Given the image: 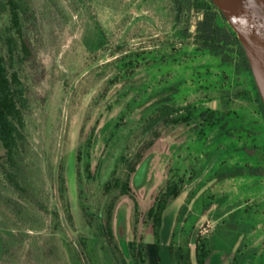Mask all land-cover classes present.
<instances>
[{"label":"rangeland","instance_id":"374dc122","mask_svg":"<svg viewBox=\"0 0 264 264\" xmlns=\"http://www.w3.org/2000/svg\"><path fill=\"white\" fill-rule=\"evenodd\" d=\"M56 1L64 20L70 22L55 28L51 41L35 49L36 67L26 69L30 87L27 130L31 144L39 154L50 157L56 173L62 162L67 169L75 228L64 223L63 236L74 244L79 235L91 236L82 220L79 192L98 196L103 191L120 157H132L137 151L135 136L161 103L231 108L249 116L255 115L252 112L258 105L240 98L241 90L250 89L243 72L237 85L235 73L229 71L231 93H221L220 61L211 55L198 56L188 42L187 55L178 63L162 64L161 52L151 55L157 63L134 75L131 90L128 79L119 82L112 66L104 68V64L119 60L123 52L119 48L125 46L149 51L175 41L169 20L155 14L150 1L106 0L99 5L86 0L88 7L83 10L68 0ZM118 1L124 2L120 11ZM90 11L97 17L90 19ZM193 18L195 24L199 17ZM104 37L108 40L105 48L99 45ZM208 85L211 90L207 92ZM198 132L185 125L165 128L131 175L134 197H119L113 225L127 264H197V239L207 247L205 264H264V173L257 171L264 160L255 148L243 151L245 143L238 145L229 130L209 129L201 139ZM252 146L264 147V128ZM79 150L81 163L77 161ZM44 171L47 174L45 166ZM169 180H183V189L164 214L159 259L154 249L156 218L149 212ZM1 187L4 177L0 172ZM55 205L63 214L59 200ZM92 263L104 264L94 256Z\"/></svg>","mask_w":264,"mask_h":264},{"label":"trees","instance_id":"16d2710c","mask_svg":"<svg viewBox=\"0 0 264 264\" xmlns=\"http://www.w3.org/2000/svg\"><path fill=\"white\" fill-rule=\"evenodd\" d=\"M68 1L75 4L77 10L88 7L86 0ZM94 1L101 5L106 0ZM149 1L155 14L169 20L167 24L171 26L176 40L163 43V49L157 50H132L127 46L119 48L123 50L121 58L104 64V68L112 66L115 79L119 82L128 79L132 90L135 86L134 75L142 68L157 63L151 55L161 52L162 64H167V61L178 63L187 55L184 47L188 42L194 46L193 51L198 56L211 55L220 61L224 82L219 90L224 95H229L232 89L228 83L229 71L235 73L234 80L237 81L239 73L247 75L250 89L246 92V89L241 90L240 98L258 105V109L252 112L255 115L249 116L231 108H202L192 103L182 107L175 106L172 101L161 103L144 120L136 134L137 151L132 157H120L119 165L103 191L98 196H85L82 191L79 192L82 220L91 236L79 235V243L70 244L63 236L67 231L64 223L71 230L75 228L71 200L68 198V172L62 162L56 173L50 157L46 153L45 156L39 154L40 150L31 144L27 130L30 87L26 71L28 67H36L35 49L42 43L47 45L53 38L55 28L62 29L70 20H64L56 0H0V145L3 150L0 172L4 177V187L0 188V264H85L78 244L85 249L91 264L93 256L98 263L103 259L104 264H127L115 240L114 210L119 197H134L131 175L137 171L146 151L167 127L185 125L199 129V139L205 137L209 129L229 130L238 145L245 143L243 151L252 152L255 148L259 158L264 160V147L252 146L264 128V104L237 34L219 8L212 0H144L145 3ZM118 2L120 11L124 2ZM88 16L90 19L97 17L92 15V11ZM195 16L199 18L194 24ZM107 43L105 38L99 45L105 48ZM189 57L194 59L197 56ZM205 89L208 92L211 87L208 85ZM226 100L225 103L229 104L230 101ZM247 154L254 156L253 153ZM77 161L81 163L80 150ZM91 166L89 164L87 170ZM257 171L264 173V165L257 167ZM182 184L183 180H169L165 189L156 196L149 212L150 216L156 218L154 234L157 240L154 249L159 259L158 239L164 214L170 202L180 196ZM56 200L60 201L63 214L56 207ZM200 241H196L197 264H205L208 251L205 243ZM144 262L141 256V263Z\"/></svg>","mask_w":264,"mask_h":264},{"label":"water","instance_id":"95a60500","mask_svg":"<svg viewBox=\"0 0 264 264\" xmlns=\"http://www.w3.org/2000/svg\"><path fill=\"white\" fill-rule=\"evenodd\" d=\"M237 34L264 104V0H212ZM85 264L88 259L79 247Z\"/></svg>","mask_w":264,"mask_h":264},{"label":"bare ground","instance_id":"6f19581e","mask_svg":"<svg viewBox=\"0 0 264 264\" xmlns=\"http://www.w3.org/2000/svg\"><path fill=\"white\" fill-rule=\"evenodd\" d=\"M167 229V228H166ZM166 232V231H165Z\"/></svg>","mask_w":264,"mask_h":264}]
</instances>
